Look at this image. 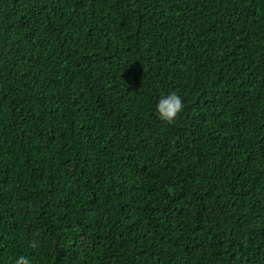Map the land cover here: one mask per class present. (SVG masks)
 Masks as SVG:
<instances>
[{"label":"trees","instance_id":"trees-1","mask_svg":"<svg viewBox=\"0 0 264 264\" xmlns=\"http://www.w3.org/2000/svg\"><path fill=\"white\" fill-rule=\"evenodd\" d=\"M20 256L264 264V0H0V264Z\"/></svg>","mask_w":264,"mask_h":264},{"label":"clouds","instance_id":"clouds-1","mask_svg":"<svg viewBox=\"0 0 264 264\" xmlns=\"http://www.w3.org/2000/svg\"><path fill=\"white\" fill-rule=\"evenodd\" d=\"M182 110H183V100L175 92H172L166 97H161L156 105V112L159 118L162 121H165L169 124L174 122V120L182 112ZM38 245H39V241L37 239L33 238V240L30 241V246L32 248H37ZM16 264H31V262L25 256H20L16 260Z\"/></svg>","mask_w":264,"mask_h":264}]
</instances>
